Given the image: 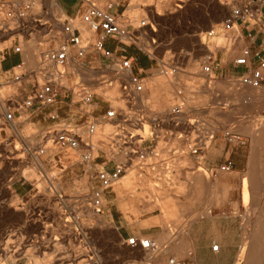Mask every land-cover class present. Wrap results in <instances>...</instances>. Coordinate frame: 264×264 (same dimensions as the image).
I'll return each mask as SVG.
<instances>
[{"label":"rangeland","instance_id":"374dc122","mask_svg":"<svg viewBox=\"0 0 264 264\" xmlns=\"http://www.w3.org/2000/svg\"><path fill=\"white\" fill-rule=\"evenodd\" d=\"M108 1L95 0L99 6H105ZM165 1H117L119 11L124 10V13L134 20L135 26L143 19L157 24L155 32L145 35L143 33L145 29H143L141 30L142 35L137 32L139 40L135 44L131 43L125 47L128 54L151 58L152 64L150 63L151 66L148 70L141 71L139 63L134 65L135 72H142L145 89L140 101L150 116L170 111L178 107L181 102L185 103L181 109L186 111L192 104L206 105L211 100L221 101L227 87L226 81H224L225 76L220 77L218 74L213 82L208 83V78L202 73L200 67V60L208 50H201L194 41L199 39V34L203 35V32L211 25L220 23L228 15L230 8L237 3V0ZM60 2L66 11H73L76 7L75 3L65 0H60ZM138 2L148 6H140L144 8L141 11L143 15L134 19L129 10L135 9L133 7H137ZM176 3L181 8L176 9L174 6ZM152 8H155L154 11L150 10ZM59 13L60 11L52 8V14ZM75 18L76 25H79L83 34L86 35L85 26L78 21L80 20L79 16ZM58 26L57 24L53 26V32L59 34L54 40L56 42L61 41L62 38L60 26ZM87 35L92 36L90 33ZM11 36V39H14V36ZM17 37L22 46V53L24 55L26 53L27 56L31 52L26 49L29 43L42 42L40 47L38 45L35 47L34 58L36 61L28 63L25 59V67L33 68L38 62L41 48L46 46V43L43 42L48 36L44 35V32L36 30L32 34L23 33L22 37L19 35ZM150 38L155 40L154 44L149 42ZM142 41L148 42L149 46H143ZM211 42L207 49L216 53L221 66V60L224 63L230 58L226 60L224 52L218 51L215 44H223L224 39L212 38ZM9 43L10 41H6L4 44H0V48L9 45ZM50 43L51 41L48 42V44ZM29 59L31 58L29 57ZM172 60L178 67V70L173 74L168 72ZM196 61H198V65H196ZM102 62L100 55L90 52L85 58V68L68 66L66 69L68 76L63 81L66 86H71L81 79L89 84L94 91L95 98L92 105L85 108L89 114L96 107L97 102L100 103V107L94 109L93 113L103 112L106 108L103 98L111 100L115 106L122 105L121 101H114L119 96L117 82L111 86L117 87L114 99L97 90L99 86H104L97 81L98 68ZM0 79L5 80L4 77ZM152 79H158L161 82L159 89L162 91L158 96L160 102H169L168 105H151V101L148 99V89ZM3 86L10 87L4 84L0 86V90ZM12 86L16 87L17 84ZM248 90L246 93L249 95L262 96L263 94L260 88ZM12 91L14 88L11 87L8 93ZM8 93L3 91L0 93V97ZM232 93L237 92L229 91V94ZM224 101H227L226 97ZM97 110L98 113L95 112ZM72 112L76 114L78 109L74 108ZM148 125L145 127L146 134H151L152 128L149 123ZM105 126L110 127L109 132H104L102 127ZM163 126L156 132L154 131L157 133V138L152 146L153 152L147 156L149 168L139 169L132 164L131 168H126L124 174L115 184L102 192L101 216L106 222L112 223L113 227L101 226L96 218L90 217L88 213L80 209L78 204L74 203L89 198L92 190L98 186L94 175L87 168H67L65 173L60 175L57 168H37L33 162L30 168H24L23 171L28 181L19 180L20 174H15V171H12L7 163L5 155L8 153H4L1 149L3 157L0 158V264H37L34 263L37 260H43L47 264H171V259L180 264H264V186L250 189L246 176H243L242 188L229 191L228 210L214 212L207 204L205 205L209 201L207 183L210 175L203 169L195 171L194 168H175L177 157L173 156V152H169L172 155L163 154L165 145L173 150V147H178L180 143L177 137L184 138L187 134L177 133V137L171 140L166 136L167 142L165 143L163 141ZM36 127L37 125L33 123H26L22 126L21 132L30 134L36 132ZM112 129L113 127L109 124L101 125L92 136V140L97 142L102 138V134L108 135ZM16 145L18 146V143ZM114 148L115 144L113 145L110 139L105 138L99 154L103 158L104 152L109 155ZM183 149L185 152H189L187 144ZM155 153L158 156H155ZM117 156L124 158L121 153ZM73 158L76 159L77 155L75 154ZM188 162L191 163L189 160ZM40 169L45 170L44 173L47 177L54 175L55 179L52 184L56 190L63 189L65 192L66 196L63 197L65 205L59 201L54 191L45 189L48 183L44 177L38 174ZM31 173H34L32 178ZM126 175H132L130 187L125 189L120 184L121 188L118 194L112 189ZM31 185L38 188L33 189ZM200 185L207 190V193L199 199V206L202 207L197 209V187ZM13 187L17 192H14ZM243 192H245L244 195ZM104 193L110 196L104 199ZM157 201L159 203L156 204ZM161 203H166L170 209L169 214L172 215L164 216L166 218H163L164 220L160 223H150L152 218L162 215L161 212L164 210ZM76 208L78 209L76 210ZM63 218L68 222H63ZM209 218L212 219V223L207 220ZM68 224L70 229L66 228ZM120 230L131 231L129 236L150 237L156 250L147 252L126 246L123 240L129 236H120ZM58 243L60 245H57ZM213 243L219 245L218 251H212ZM222 243H226L224 248L221 247ZM230 243L235 244V246L231 245V251L229 250ZM43 256L46 258L44 259Z\"/></svg>","mask_w":264,"mask_h":264},{"label":"built area","instance_id":"2783aa9c","mask_svg":"<svg viewBox=\"0 0 264 264\" xmlns=\"http://www.w3.org/2000/svg\"><path fill=\"white\" fill-rule=\"evenodd\" d=\"M75 1L84 2L81 10L67 16L51 14L47 0H0V43L10 41L9 45L0 48V52L10 48L21 53L22 46L17 35L22 37L23 33L32 34L40 30L48 36L43 42L46 46L41 48L38 62L33 68H26L25 63L21 62L11 68L9 79H0V86L5 84L14 88V91L0 97V158L3 157L2 149L8 153L5 157L12 171L20 174L19 180L25 181L28 180L24 168H30L33 162L37 168H57L60 175L75 163L80 168H87L94 175L98 186L92 190L89 198L74 203L83 212L87 213L90 209L93 214L101 215L102 192L115 184L126 168H131L132 164L136 168H149L147 156L153 152L152 146L157 138L154 131L167 123L174 127L183 126L186 134L204 133L205 140L197 145L187 139V147L193 154L198 153V147L206 146L214 133L205 132L203 121L190 116L188 110H182L185 106L183 102L170 111L154 116H150L142 105L140 99L145 87L142 75L134 71L137 57L128 54L125 47L139 40L137 32L140 35L143 29L145 35L155 32V22L143 19L135 26L134 20L124 10L119 11L117 1L109 2L104 7L95 0ZM174 6L176 9L181 8L178 3ZM77 15L92 36H83L82 28L74 25ZM55 24L60 26L62 38L59 42L54 41L59 35L53 32ZM11 35L14 39H11ZM219 37L224 42L215 44V48L224 52L227 59L230 58L228 61L234 72L224 75L216 53L208 49L200 60L201 71L208 78V83L216 79L218 71L220 77L225 76L226 91L260 88L264 80V0H237L220 23L211 25L203 35L199 34L200 41L207 48L212 38ZM49 41L54 44H48ZM149 42L154 44L155 40L150 38ZM37 43L39 47L42 45L40 41ZM90 52L100 55L103 61L98 68L97 81L107 87L117 82L119 96L114 101L122 103L115 106L111 100L103 98L106 108L99 114L93 113L94 109L100 107L98 102L91 114L85 109L92 105L95 98L89 84L81 79L71 86L63 83L68 76L67 67L85 68V58ZM254 60H257V64H254ZM174 62L170 61L167 70L172 74L178 70ZM74 108L78 109L76 114L72 112ZM35 119L45 121L47 125L36 127V132L30 134L22 133V126ZM148 123L152 128L151 134H146ZM104 124L111 125L112 131L94 142L92 136L97 126ZM227 134L230 140L233 136ZM105 138L110 139L115 148L109 155L104 152L102 158L99 151ZM119 153L124 158H118ZM75 154L76 159L73 158ZM154 155L158 156L157 153ZM231 169L232 162L229 160L219 167L222 172ZM44 171L40 169L38 174L48 183L45 189L54 191L65 205V192L63 189L56 190L52 184L54 175L47 177ZM36 188L33 186V189ZM13 190L17 192L14 187ZM123 242L130 248L147 252L156 250L154 242L147 236H129ZM211 248L217 251L219 245L213 243ZM170 263L180 264L173 259Z\"/></svg>","mask_w":264,"mask_h":264},{"label":"crops","instance_id":"0c3cea01","mask_svg":"<svg viewBox=\"0 0 264 264\" xmlns=\"http://www.w3.org/2000/svg\"><path fill=\"white\" fill-rule=\"evenodd\" d=\"M57 1L59 4L55 0H47L51 14H52V8L54 7V9L60 11V13H62L61 10L62 8L63 11L65 12L62 13L63 15H67V16L75 15L79 10H81L83 5L75 0H65L69 3L76 4V7L73 11H66L63 8L60 0ZM111 1H118V0H111ZM140 6H148V5L141 4L138 2L137 7H133V8L143 11L144 8ZM154 9L155 8H152L150 10L154 11ZM0 44H4V43H0ZM37 44L38 43L36 42V44L34 43L33 45L37 47ZM25 59L26 61H28V63H31L35 58L32 57V59H29L26 53L25 55L22 52L16 53L10 48L1 51L0 78L4 77L5 80L9 79L11 77V72H12L11 68L13 66L20 64L21 62L25 63ZM221 61H222L221 72L223 74L227 75L234 72V69L228 60L227 62L224 63L223 60ZM137 63L140 64L141 71H143V69L148 70L149 66H151L152 64L151 58L149 57L148 59L146 57H137L136 64ZM254 64H257V60H254ZM136 73L141 74L142 72H136ZM216 74H218V71L216 72ZM160 83L161 82L158 79L157 80L152 79L151 85H149L148 99L151 101L152 106H157L158 104L165 106L169 104V102H165V101L160 102L159 99L160 97L158 96L159 93L162 91L161 89H159ZM248 89H252V88H245L241 92L232 93V94H229V91H225L224 94H226L227 96L223 94L221 101L217 102L211 100L206 105H200L196 103L189 106L188 114L194 117L196 120L204 122L205 132L210 131L214 133L213 138L209 141V143L206 146L198 147V153L196 154H193L191 152H185L183 148L186 147L187 142H189L188 140H190V142L195 143L196 145L199 144L201 141L205 140L204 133L187 134L184 136V138H180V137L178 138L177 135L179 133L186 132V130L183 127H174L166 123L164 124L162 129L164 131L163 141L165 143L167 142V140L165 139L166 136L167 138H169V140L175 139L177 137V139H179L180 141L178 147L177 146L173 147V150L166 145L163 147L164 155H169L171 154L169 152L172 151L173 156L177 157L176 159L177 161H175L176 164L175 168H194L195 171H198L199 169H203L210 175L207 183V187L209 188V193H208L209 201L208 203H205V205L207 204L208 207H210L214 212H219V211L223 212L228 210L230 204L229 191L230 189L242 188L243 176H246L248 188L250 189L261 188L262 186H264V80L262 81L260 87V89H262L263 92L262 96H258L256 94L249 95L248 93H246L249 91ZM225 97L227 101H224ZM230 97L233 98L232 101L230 100ZM62 111L65 112L66 110H62ZM95 112L98 113V110ZM15 115L17 116L18 113H15ZM31 123L37 125L38 128L39 127L41 128L43 126L45 127L47 125V122L36 119L34 122ZM227 133H229L230 136L231 135L233 136L230 140L228 139L229 136ZM187 159L191 161V163H189ZM228 160L232 162V169L229 171V173L228 172L223 173L222 171L219 170V167L221 164H223ZM186 162L188 163V165ZM70 168H79V165L75 163L72 166H70ZM162 168L164 167L162 166ZM107 169L110 170L113 168H107ZM139 169H143V168H139ZM120 188L121 185L119 183L112 190L119 194ZM197 189H198L197 209H199L202 207L199 206V199H201V196H203V194L205 195L207 193V190L201 185L200 187L198 186ZM244 194L245 192H243V195ZM103 195H104V199H107L110 196L107 193H104ZM207 220H209L212 223L211 218ZM151 222L152 220L150 221V223ZM119 234L122 237H126L131 235V231L120 230ZM195 235L197 234L195 233ZM225 245L226 243H222L221 247L224 248ZM229 245H230L229 250L231 251V245L235 246V244L230 243Z\"/></svg>","mask_w":264,"mask_h":264},{"label":"bare ground","instance_id":"6f19581e","mask_svg":"<svg viewBox=\"0 0 264 264\" xmlns=\"http://www.w3.org/2000/svg\"><path fill=\"white\" fill-rule=\"evenodd\" d=\"M165 1V0H164ZM168 1V0H167ZM109 2H113V1H108V3ZM159 2V1H158ZM166 2V1H165ZM169 2V1H168ZM159 3H162V2H159ZM157 4V3H156ZM163 4H165V3H163ZM107 5V4H106ZM105 5V6H106ZM102 6V5H101ZM156 6H158V5H156ZM160 6V5H159ZM102 7H104V6H102ZM129 12H130V14H132L131 16L132 17H134V19H138V17H141L143 14H142V12L139 10V9H130L129 10ZM78 16V15H77ZM76 19V18H75ZM78 20V19H77ZM79 21V23H80V20H78ZM77 21V22H78ZM74 22V25H76V23H75V21H73ZM83 25V24H82ZM84 26V25H83ZM84 32H86L87 34L88 33H90L91 34V32L88 30V28L85 26L84 27ZM86 34V35H87ZM86 35H84L83 34V36H85V37H89L88 35L86 36ZM30 41V40H29ZM195 43H196V46H198V47H200V49L202 50H208L206 47H204V45L202 44V41H200V39H197V40H195L194 41ZM148 43V42H147ZM145 41L143 42L142 41V45L143 46H145V47H148L149 45L147 44ZM33 43H29L28 44V46L26 47V49H28V50H30L31 52L30 53H28V56L32 59V57H34L35 56V50H36V48H35V46H33L32 45ZM38 53V52H37ZM35 60V59H34ZM196 60V59H195ZM195 63V62H194ZM198 63V61H196V65H198L197 64ZM7 88H9V89H11V87H6V86H3L2 87V89L0 90V93H2L3 91L6 93H8L9 92V89H7ZM97 89V88H96ZM95 89V90H96ZM98 91H99V93H102L103 95H105V96H108V97H111V98H115L116 97V93H117V87H104V86H102V87H98V89H97ZM2 97V96H1ZM117 98V97H116ZM101 125H99V126H97V128L98 127H100ZM97 128H96V131H98L97 130ZM103 129H104V132H109L110 131V127L109 126H105V127H102ZM102 131V130H101ZM100 131V132H101ZM102 135H106V134H102ZM98 137V136H97ZM96 137V138H97ZM31 175V178L34 176V173H31L30 174ZM122 180L120 181V184L125 188V189H127V188H129L130 187V184H131V179H132V175H126V176H123L122 178H121ZM41 182V181H40ZM40 185V184H39ZM37 189V188H36ZM160 191V190H159ZM159 191H157V192H159ZM37 192V191H36ZM160 192H162V191H160ZM159 194H164V193H159ZM160 197V196H159ZM158 197V198H159ZM160 198H162V197H160ZM165 200V199H164ZM160 202H162L163 201V199H162V201L161 200H159ZM168 202V201H167ZM102 203H103V198H102ZM157 203H159L158 201L156 202V204ZM162 204V203H161ZM168 204V203H167ZM176 204V203H175ZM161 207V206H160ZM162 208H163V212H161V216L160 217H155V218H152L151 220H152V223H159L160 221H162V220H164L163 218H166V217H164V216H168V214L170 213V209H168V206H166V204H162ZM54 209V208H53ZM56 210V209H55ZM90 209H88V211H87V213L90 215V217L91 216H93L92 218H96V220H98V222L100 223V225L101 226H109V227H113V224L112 223H110V222H106L105 220H103V218H102V216L101 215H97V214H93L92 212H90L89 211ZM173 211V210H172ZM173 213V212H172ZM58 214V213H57ZM60 215H61V213H59ZM169 215H172V214H169ZM62 217V216H61ZM68 222L67 220H65L64 218H63V222ZM67 225V224H66ZM64 226V225H63ZM70 225L68 224V226H66V228L67 229H70V227H69ZM69 227V228H68ZM36 237H38V236H36ZM57 245H60L59 243L57 244ZM53 246H54V244H53ZM57 247H59V246H57ZM6 250V249H5ZM214 251V250H213ZM9 254V253H8ZM43 258H44V256H43ZM45 258H46V256H45ZM44 258V259H45ZM13 260V259H12ZM49 260V259H48ZM34 263H37V264H44L45 262L43 261V260H41V261H38L37 260V262H35L34 261ZM45 264H47V263H45ZM49 264V263H48Z\"/></svg>","mask_w":264,"mask_h":264}]
</instances>
